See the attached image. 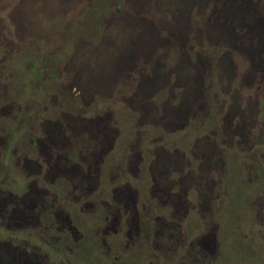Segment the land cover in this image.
I'll return each mask as SVG.
<instances>
[{"label":"rangeland","instance_id":"374dc122","mask_svg":"<svg viewBox=\"0 0 264 264\" xmlns=\"http://www.w3.org/2000/svg\"><path fill=\"white\" fill-rule=\"evenodd\" d=\"M88 11H92V23L96 26V35L92 37L75 33V28H82V20L90 14ZM5 26L12 32L13 46L7 45V41L3 43L1 33L8 34L7 29H3ZM20 40L25 45L22 46ZM202 43L209 49L216 48L212 62L204 59V55L203 59L197 56L196 51ZM18 44L22 48L20 54L15 55L11 63L2 62L3 55L7 61V54ZM47 59H56L59 64V70L55 64L51 68L59 86L76 72V85L81 92V96H75L76 106L85 108L84 103L92 101V110L87 111V117L94 121L91 127L83 115L80 117L75 111L68 115L70 111L66 106L60 107L64 96L57 95L60 90L47 84V77L40 80V84L41 81L45 84L42 91L33 92L35 84L29 82V73L21 70L26 71L27 60L38 64ZM141 64L145 65V71H141L144 78L138 82V95L134 96V101L137 99L146 112L163 114L164 110L166 117L170 113L171 125L174 121L183 122L189 108L197 111L205 102L198 86L202 66L206 68L205 94L209 91L212 99L217 92L220 99L228 100L225 107H229L217 143L203 137L194 143L193 151L192 140L188 143L193 166L201 165L203 175H206L204 180L211 176L217 181L215 188L223 203L217 210L215 200L205 202V190L200 194L197 190H189L188 199L192 205L188 203L189 212L185 226H181V235L177 230L162 228V224L154 221L156 232L152 230L148 243L144 241L140 248L133 249L129 243L125 252L111 254L119 257L113 261H118V264H264V210L260 211L264 204V186L255 188L253 185L258 180V172H262L261 182H264V153L262 166L256 171L246 159L237 161L226 157L230 148L248 146L252 135L250 130L254 128L250 124L252 120L255 119L259 126L264 123V0H0V148L9 119L15 114L13 104L26 101L30 97L28 92H33L41 102L34 133L40 135L43 149L49 151L45 154L55 156L53 149L56 151L57 148L54 146L63 139L69 140L71 144H65L71 150L67 155L76 166L68 169L74 172L72 177L68 174V178L58 168L59 175L55 178L66 179L62 189L49 187L48 181L41 178L37 187L32 177L28 181L31 187L27 185L25 189L7 187V182L1 184L0 224L6 226L10 218L18 220L20 214H33L32 206L41 202L35 188L43 185L57 193L59 201L56 202L67 209L74 208L82 215L96 216L95 219L87 218L91 222L84 218L77 225L84 230L90 227L94 237L93 250L103 251L105 245L101 230L105 223L100 216L111 218L109 211L115 207L119 192H111L112 189L125 179L132 180V173H127L128 178L122 174L126 170L127 155L137 140L128 142L127 146L124 143L125 146L117 147L116 144L115 151L119 149L122 154L115 152V156L108 159L106 167L101 170L106 175H103L104 185L99 189V171L93 165L89 173L86 155L89 152L93 156L98 155L117 130L122 135L129 133L131 136L137 129L144 128L137 126L139 113L131 110L117 94L118 90L120 94L132 91L122 85L121 77L135 66L140 68ZM105 77L106 81L102 82ZM208 83L212 86L209 87ZM65 98L68 100L67 94ZM110 111L118 119L116 124L109 123L113 117ZM203 111L202 108L198 112ZM99 114L105 123L100 130L95 125ZM61 124L65 135L61 133ZM212 124L198 131V135L209 134ZM258 127L255 126L254 130ZM160 130L163 129L156 127V132ZM254 133L258 134V131ZM258 136L262 141L264 132H259ZM20 151H17L18 157L21 156ZM18 157L12 159L16 169H32L30 163ZM162 160L155 169L156 177L158 174L162 176L157 178L159 184L152 191L156 196L150 197L151 179H148L144 191L146 198L152 200L151 213L170 221L185 213L186 207L184 203L182 207L177 204L180 202L173 195L178 192L175 185L169 186L172 194H167L166 182L169 179L178 181L179 172L172 157ZM165 162L166 165L171 162L168 180L163 177L167 171L163 167ZM101 178L102 174L100 181ZM101 191V196H97ZM46 196L43 198L48 209L51 197L49 194ZM106 200L112 207L105 213L103 201ZM146 207H150L148 202ZM60 233L49 231L45 239L56 245L57 236L63 234ZM73 236L70 234L71 238ZM108 241L111 240L108 238ZM67 244L77 249L72 242ZM59 245L64 244L60 242ZM13 257L7 244L0 243V264H13L16 262ZM72 257L70 260L75 264L95 262L85 253Z\"/></svg>","mask_w":264,"mask_h":264},{"label":"flooded vegetation","instance_id":"af4514ba","mask_svg":"<svg viewBox=\"0 0 264 264\" xmlns=\"http://www.w3.org/2000/svg\"><path fill=\"white\" fill-rule=\"evenodd\" d=\"M80 13L82 14L84 12L80 11ZM89 13V16L87 15V18L82 20V28L79 26L75 28V33L81 32L83 35L87 34L91 37L96 35V26L92 23V11ZM5 28L7 29L8 27L5 26L3 29ZM5 33H1V37L4 41L2 42L5 43L7 41V45L13 46L14 41L11 38V30L7 29L8 34ZM82 38L89 42L92 41L91 39H87L85 37ZM20 41L22 42V46L25 45L22 40ZM214 43L216 42L214 41ZM14 47H16V49H12L9 54H7L9 55L7 57V61L6 56L3 55V59L1 60L2 62L11 63L15 55L20 54V51L22 50L21 45L18 44ZM215 53V47H211V49H209L208 47H204L203 43L199 47V50L196 51L198 57L203 59L204 55V59L207 58L206 60H209L210 62L214 59ZM26 62L25 67L27 69L26 71L22 69L21 72L24 71L29 73V82L35 84V86H33V92L36 93V91H42L45 84L41 81V85L40 80L47 77V84L50 83L51 86H55L56 89L58 88L60 90L57 95L59 94L64 96V99L60 102V107L63 108V105L66 106L65 108L70 111L67 112L68 115L69 113L72 114L73 111L77 112L80 117L83 115L84 120H88L87 123L90 127L94 124L92 118L87 117V111L92 110L90 107L92 101L90 103H84L86 104L85 108H77L76 106L77 101H75V96H79L81 94L80 87H77L76 85V72L72 73V78H70L69 81L59 86L51 69L52 65L55 64L57 68L56 70H59V64L56 59H47L43 60V62L41 60L38 64L33 61L30 63L28 60ZM208 68H211L210 65ZM142 70L145 71L144 64H141L140 68L135 66V68L126 71V74L121 77V83L129 89L131 88L132 91L130 93L124 92V94H120V90H118L117 94L131 110L139 113L138 120L140 122L137 126L142 125L144 128L137 129L134 135L132 134L131 136L129 133L122 135V133L117 130L116 135L110 138L109 143L105 148H101L99 150L98 155L93 156L92 152H89L88 156L86 155L87 161L89 162V173L91 172L90 170L93 165L94 169L99 171V180L97 182V187L99 186V189L104 185L105 177L103 175H105V173H101V170L106 167L108 159L110 160L111 156H115V152H117L120 156L122 154V151H118L119 149L115 151L116 144L118 143L117 147H120L121 144H123V146L126 144L127 146L128 142L130 143L132 140H137V144L133 145V148L127 155L126 170H123L122 174L124 178H128L127 173H132V180L128 181L125 179L123 183L118 184L113 189V186L111 187V192H114L115 190L119 191L118 195H116L115 207L109 211L111 218L109 219L108 215L100 216L102 221L105 223L104 228L101 230V237L105 245L103 247V251L97 252L93 250L92 243L94 242V237L90 227L84 230L79 229L77 225V222L79 223L88 217L95 219L96 216L90 217L85 216L84 214L82 215V213H78L74 208L72 210L67 209L65 206L61 205V203L56 202L59 201V195L57 193L49 191L48 188H44L45 186L43 187L42 185L41 188H35L38 191L37 195H40L38 199L41 200V202H38V199L36 200L38 204L35 203L34 206H32L33 214H20L17 216L18 220H11L10 218L8 225L5 226L0 224V243L7 244L9 252L13 253V259L16 261L13 264H75L73 263V260H70V257L73 256L72 258L74 259L79 253H85L86 257H89V259L93 261L95 260L94 264L96 262L98 264H118V261L113 260H116L119 257H112L111 254L118 251L125 252L129 243L132 245V249L134 247L140 248L144 241L148 243V237L152 233V230L156 232V228H154L152 224L154 221H158L160 225L162 224V228H173L179 232V235L182 234L181 228L185 226L184 222H186V217L189 212L187 209L188 203L191 204L188 199L189 190H197L198 194H200L202 190H205V202L211 203L212 200H215V205L217 204L216 208L219 210V204H222L223 200L219 198L220 195L215 188L217 181L211 176H209L207 180H204L206 179V175H203L201 165L195 168L192 162L193 158L191 159V156L188 153L192 154L195 146L194 143L203 139V137L211 139L213 142L217 143L219 132L222 129V121L229 107H225L228 100L225 98L220 99L217 92L214 93L212 99L209 91L205 94L203 88L206 76L204 71L206 68H203L202 66L198 86L200 89L199 94L202 97L204 96L206 99L205 102L202 105H199L197 111L193 108H189V113H185L183 122L174 121L171 125V121H169L170 113L168 114V117H166L164 110L163 114H158V112L153 114L151 111L146 112L143 105H139L137 99L136 102L134 101V96L136 94L138 95V82L140 78H144V75L141 72ZM101 81H106V77L101 79ZM208 86L211 87L212 84L208 83ZM33 92H28L30 97L27 98L26 101L13 104L15 114H12L9 119V124L5 131L6 135L4 136V141L0 148V186H2L1 184L7 182V187L25 189L27 185L28 187H31V184H29L28 181L29 178L32 177L31 179L33 180L34 178L36 185L39 183L38 180L41 178L42 180L48 181L43 182H46L49 187L51 186L53 189H62L66 184V179L59 180L55 178L59 175V171H57L58 168L60 167L62 175H65L68 178L69 175L71 176V174H74V172H70L68 169L76 167L74 160L67 155L71 150L65 147V144L68 143V145H70L71 143H69V140L63 139L54 146L57 148L56 151L53 149L55 156L46 155L49 151H45L43 149L44 145L41 142L42 139L40 135L34 133L35 121L38 119L41 112V102L39 101L38 96H34ZM66 94L69 97L68 100L65 98ZM105 100L108 99H104V101ZM202 108L204 110L203 113L198 112ZM109 113L113 115L109 123L116 124L118 119L114 117V112L110 111ZM103 123L104 121L101 119L99 114L97 120L95 121L96 128L100 130L101 125L104 127L105 123ZM211 123H213V128L208 130L210 133H206L205 135L201 134L199 136L197 132L203 131V129L205 130ZM257 123L258 122L254 119L250 124H252L255 128V126H259ZM156 127H161L164 131L160 130L156 132ZM254 128H251L252 130H250L252 131V135L248 146L246 148H243V146L230 148V150L226 152V157H229V160H231V157L233 158L232 160L236 158L237 161L240 158L246 159L251 166H254L253 169L256 171L260 168V166H262L261 156L264 153V138L262 141H259L258 135L259 132H264V123L260 124L257 130H254ZM256 131H258V134L254 133ZM65 132L64 126L61 124L62 135H65ZM89 135H91L90 130ZM52 140L53 139H51V141ZM190 140H192V143L190 142L192 151L190 145H188ZM128 146H130V148L132 147L130 144H128ZM18 149H21L19 152L21 156L19 157L23 159L24 162L32 165V169L29 171H27L28 169L26 167H21L19 170L15 168L16 166L14 165L16 163H14L12 159L18 157L16 155ZM23 150L25 151L22 152ZM196 154L197 153L194 154L195 157ZM162 155L164 157L160 160L159 157ZM168 156L173 158V162L176 165L175 169L178 170L179 175L177 176L178 181L177 179L168 180L167 175L171 172V162L167 165L166 162L163 164V167L167 169V171L164 172V175L162 174L164 180H168L165 186L166 189H169L167 194H172L169 186L172 187L175 185L178 188V192L173 193V195L178 202H180L177 204L182 207V204L184 203V206L186 207L184 208L185 213L181 214L180 217H177V219L170 221L165 218L162 219L158 215H153L151 213L152 200L146 198V193L144 191L145 187H147L146 184L148 179H151L152 181L149 186V188H151V192L156 186H158V182L160 180L157 178L162 176L158 174V177H156L155 169L159 163L163 161L162 159H165ZM25 171H27L26 174ZM258 173H261L259 177ZM258 173L256 178L258 180H255L253 184L255 188L259 185V187L264 186V182H261L262 172ZM101 174L102 178L100 181ZM102 192L103 191L96 195L101 196ZM43 194L45 199L48 194L51 197V204L47 205L48 209H46V204L44 203L45 199L42 197ZM25 196L26 194L23 195L22 198ZM154 196L156 195L152 192L150 197L154 198ZM145 199H147V201H145ZM147 202L150 207H146ZM103 203H105L104 210L106 213L112 206L107 200L103 201ZM34 208H37L36 211H34ZM23 210L18 211L23 212ZM261 210H264V204L260 206V211ZM87 220L91 222V219ZM55 230L63 233H60L61 235L57 236L56 245L46 241L45 239L46 233L49 231L53 232ZM93 231L95 233V229ZM70 234L74 236L76 235L77 239L74 236L71 238ZM108 238L111 241H108ZM79 240L81 241L79 242ZM60 242L64 245H59ZM70 242L74 244V247H77V251L67 244ZM34 259L36 261H33ZM76 264L84 263L80 262Z\"/></svg>","mask_w":264,"mask_h":264}]
</instances>
